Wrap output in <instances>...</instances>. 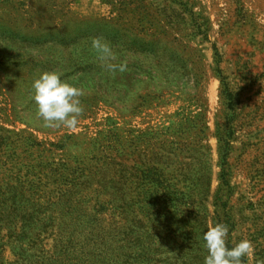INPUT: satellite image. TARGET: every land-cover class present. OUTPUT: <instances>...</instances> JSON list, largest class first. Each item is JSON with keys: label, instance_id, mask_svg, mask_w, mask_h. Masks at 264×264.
<instances>
[{"label": "rangeland", "instance_id": "rangeland-1", "mask_svg": "<svg viewBox=\"0 0 264 264\" xmlns=\"http://www.w3.org/2000/svg\"><path fill=\"white\" fill-rule=\"evenodd\" d=\"M217 223L264 264V0H0V264H204Z\"/></svg>", "mask_w": 264, "mask_h": 264}, {"label": "clouds", "instance_id": "clouds-1", "mask_svg": "<svg viewBox=\"0 0 264 264\" xmlns=\"http://www.w3.org/2000/svg\"><path fill=\"white\" fill-rule=\"evenodd\" d=\"M93 47L102 53L101 59L111 56V50L107 44L99 39L93 40ZM109 71H121L123 66L117 69L116 65L108 64ZM33 100L37 105L39 117L45 126L65 127L74 129L79 123V118L84 112L81 97L84 92L67 80L62 79V73L49 71L41 73L32 83ZM228 226L217 223L209 228L204 236L207 256L204 264H242L243 258L252 252L251 242L241 240L234 247H227Z\"/></svg>", "mask_w": 264, "mask_h": 264}]
</instances>
